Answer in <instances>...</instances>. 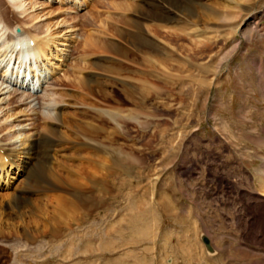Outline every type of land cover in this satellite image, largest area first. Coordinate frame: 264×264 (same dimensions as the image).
<instances>
[{"label": "rangeland", "instance_id": "374dc122", "mask_svg": "<svg viewBox=\"0 0 264 264\" xmlns=\"http://www.w3.org/2000/svg\"><path fill=\"white\" fill-rule=\"evenodd\" d=\"M54 1H47L52 9L59 5ZM154 1L165 8L188 3L193 10L172 11L174 19L159 23L164 32L155 36L149 31L155 22L134 8L123 10L140 5L149 11L152 0H88L78 15L86 21L89 12L99 16L82 28L93 48L68 32L60 40L68 39L62 52L53 49L30 62L27 57L33 83L37 72L45 78L31 103L17 105L14 96L4 106L0 145L17 148L26 139L35 141L42 127L54 130L52 120H40L41 113L55 111L56 102L65 100L76 117L68 115L71 123L63 129L70 139L52 137L50 164L71 180L79 178L61 164L87 169L100 159L109 173L81 180L86 187L79 193L63 186L62 193L84 213L61 240L47 233L30 244L0 238L28 247L48 241L40 256L18 250L23 264H264V1L236 11L210 4L224 0H199L211 5L210 15L191 5L196 0ZM221 12L223 18L215 17ZM242 19L246 26L240 30ZM134 21L143 25L147 42L128 39L137 33ZM16 22L15 31L24 34ZM106 44L125 48L130 56L107 50ZM3 49L9 51L8 41L0 43V57ZM78 77L93 80L94 90L81 86ZM46 94L51 96L41 100ZM81 96L93 104L77 100ZM97 111L104 112V120L93 117ZM111 112L120 120H110ZM91 122L97 133L79 130ZM46 150L37 155L41 161L47 160ZM201 234L213 252L205 250ZM12 251L0 255L1 264H11Z\"/></svg>", "mask_w": 264, "mask_h": 264}, {"label": "bare ground", "instance_id": "6f19581e", "mask_svg": "<svg viewBox=\"0 0 264 264\" xmlns=\"http://www.w3.org/2000/svg\"><path fill=\"white\" fill-rule=\"evenodd\" d=\"M47 1H49V3L53 2V0H0V43L2 41L3 43L5 41H8V45L10 46L9 51L3 49L4 53H2V57H0L2 59L0 60V113L5 109V105L12 104L11 101L14 96H17V99L14 103L17 105H22L25 104L27 100H29V103H31L32 98H36L35 94L38 93L37 91H40L36 89L33 90V87L34 85L39 86L41 78L43 77L42 72L41 74H38L39 72H37V75H35L37 77L35 83H33L34 79L32 80L31 78L33 77V75H29L30 78L27 79V81H25V78H23V76L19 77V74L26 75V72H23V70L25 68H28V64H30L29 62L31 58H33L32 56H36V59L37 56L40 54L44 56L45 54H48L49 56V54L53 52V49H56L58 52H62V49H65L68 45V39H64L63 41L60 40L65 38L63 36H66V33L68 32H70V34H73V36H80L85 48L91 49L94 46V40H92L89 35L85 36L84 32H82V28L83 24H87L88 21L89 25L93 24L95 19H98L99 16L95 15L92 12H89L90 18H88L89 20L86 21L84 16L78 15V12L82 9L83 5H86L88 3V0H56L54 1V3L59 5L53 9L49 6ZM263 1L264 0H224L217 3L211 1L210 4H216L215 6L219 7L220 10L238 11L242 9L245 11H250L256 8L259 3H262ZM151 4L152 8H150L152 10L150 9L149 11H146L140 5L137 7L125 5L126 8H123V10L128 11L131 8H134L136 13L144 15L148 19L146 21L155 22L151 24L150 28L148 27L149 31L152 32L155 36H158L159 33L164 32L159 29V27H163L159 23L170 22L174 19V13L172 11H180L185 9L189 11L193 8V6L192 8H189L188 3H186L183 7L176 3H173L172 5H170V8H165V6L158 4L154 0H152ZM64 5L69 7L65 6L66 8H64ZM191 5H195L198 8H202L204 13L207 15L213 13L210 10L211 5L206 6L205 3H200L199 0H196L194 4L191 3ZM71 13H73V16L75 17H69ZM215 17L221 19L224 16L221 12V15L215 14ZM78 18L80 22L77 21ZM11 19H14V21H12ZM246 20L247 19H242V21L238 24V28L240 30H242L243 26H246ZM76 21L77 23H75ZM15 22L18 23V26L23 29V31L25 32L24 34L17 33L15 31L16 25L13 24ZM134 22L131 23L137 29V33H132V35L130 33L128 34L129 38H127L130 39V41L132 38L136 41L143 39L145 35L143 25L139 23V21L135 23ZM77 24L79 26H77ZM248 28H250V30L258 29L256 25H248ZM247 30L242 31L243 37L247 36ZM165 33L172 34V32L168 31ZM75 36L72 38L73 40H75ZM144 42H147V40H144ZM144 42L142 43L144 44ZM105 46L107 50L117 52L118 54L124 57L130 56L129 53L131 52H129L125 48L119 47L118 45V47L112 44H106ZM189 50L192 51L193 49L190 48ZM169 53L171 54L173 52L170 51ZM53 55H55V57L62 58L61 53ZM27 57L29 62L27 61ZM121 64L122 63H120V65ZM83 68L79 67L78 70ZM100 68H102L104 71L110 72L113 70V66L108 65H102ZM33 70L36 72V69ZM92 81L93 80L88 79L86 82V79H84L83 77H78L79 84L83 87L86 86L90 90H94L93 85H91ZM16 85L17 88L15 87ZM18 89L22 91L20 92L18 91ZM48 96L51 95L46 94L41 96V100H44ZM81 98L79 97L78 99L77 97V100H83L85 104L88 103V105L93 104L89 101V99L87 100L83 96H81ZM57 103L59 104L55 109L56 116L54 119L48 118V114L45 113L44 116L40 118V120H42L43 122H45V120H52L50 122L53 124V127H55L54 130H48L42 127V132L39 134V137L35 141H29V139H26V141L20 145V147L22 148H6L0 145V238H4V240L9 239L10 241L16 239L18 242V239L22 238V240L25 239L30 244L31 242H34V239L37 236H42L46 233L49 236H54L61 240L62 233L66 231L67 228L71 229V225H78V219H80L82 213H84V208L81 204H79V202H77V204L76 201L68 197V195L66 194L67 192L65 193L63 191L62 193L61 189H63V186H71V188H73L75 192L79 193L83 191V187H86V185L84 186L81 180H85L88 177H96L100 173H102V176H105L109 173L108 171H105V168L102 163L103 161H101L100 159V161L98 159H93L95 160L94 164H92V162L87 159L90 162L89 165L92 164L91 168L87 169H85L86 166H68L69 164H61L63 165V167H61L63 169H66L64 170L65 173L72 172L74 177H78L79 180H71L66 175L61 176L60 172H57L59 170H55L58 164H56L55 167H52L50 163L52 162L51 160L53 158L49 156L52 152L53 147L56 145V141L52 137L61 138L63 140L70 139L71 136H69L67 134V131L63 129H66V127H68V124L71 123L67 122V117L71 116L74 119L76 117V113H68L67 110L69 109L70 105L67 104L65 100H59L58 102H56V104ZM59 109L60 111H57ZM94 116H96L97 118H102L104 120L105 115L104 112L97 111L95 114H93V117ZM107 116H109L108 118L110 120H120V118L117 119L118 117L116 118V114H113L112 112L108 113ZM72 124L74 125V123ZM96 125L92 124L91 122L87 125H81L78 128L79 130L83 129L85 133L93 134L94 132L97 133L99 131ZM60 126L62 127V130L60 129L59 131H56V127ZM42 148L47 149V152L45 154L47 156L46 161H41L40 157H38V154H40V149ZM126 159H122L121 162H125L124 160ZM103 160L106 163L105 159ZM69 167H71L72 170H70ZM22 240L20 241L23 243ZM1 241V256L3 254L7 256V252H11V250H13L12 252L14 253V258L12 259L13 261H11V264H16L17 262V264H23V260L21 261V259H18V250H34L40 256L42 252V246H46V244H49L46 240L45 242L43 241V244L35 245L34 247H28L27 241L26 245H24L25 243L20 245L13 243V245H6L5 242H7V240L4 242L2 239Z\"/></svg>", "mask_w": 264, "mask_h": 264}, {"label": "water", "instance_id": "95a60500", "mask_svg": "<svg viewBox=\"0 0 264 264\" xmlns=\"http://www.w3.org/2000/svg\"><path fill=\"white\" fill-rule=\"evenodd\" d=\"M200 238H201V241H202L203 244H204L205 249H206L207 251H209V252H212L213 249H212V247H211V245H210V243H209L208 238H207L205 235H203V234L200 235Z\"/></svg>", "mask_w": 264, "mask_h": 264}, {"label": "clouds", "instance_id": "9594fccd", "mask_svg": "<svg viewBox=\"0 0 264 264\" xmlns=\"http://www.w3.org/2000/svg\"><path fill=\"white\" fill-rule=\"evenodd\" d=\"M47 107H48V108H53V109H54L55 105H48ZM41 115H42V117H43V116H44V113L42 112ZM55 116H56L55 111H50V112H48V118L54 119Z\"/></svg>", "mask_w": 264, "mask_h": 264}]
</instances>
